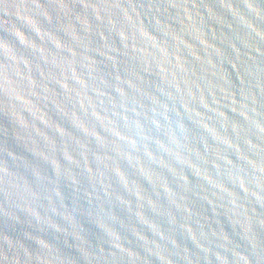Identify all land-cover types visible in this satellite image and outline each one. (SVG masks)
<instances>
[{
    "label": "water",
    "instance_id": "1",
    "mask_svg": "<svg viewBox=\"0 0 264 264\" xmlns=\"http://www.w3.org/2000/svg\"><path fill=\"white\" fill-rule=\"evenodd\" d=\"M0 264H264V0H0Z\"/></svg>",
    "mask_w": 264,
    "mask_h": 264
}]
</instances>
